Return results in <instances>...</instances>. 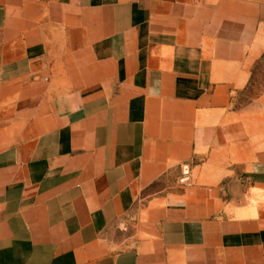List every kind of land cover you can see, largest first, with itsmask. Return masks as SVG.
Listing matches in <instances>:
<instances>
[{"label":"crops","instance_id":"obj_1","mask_svg":"<svg viewBox=\"0 0 264 264\" xmlns=\"http://www.w3.org/2000/svg\"><path fill=\"white\" fill-rule=\"evenodd\" d=\"M263 52L264 0H0V264H264Z\"/></svg>","mask_w":264,"mask_h":264},{"label":"rangeland","instance_id":"obj_2","mask_svg":"<svg viewBox=\"0 0 264 264\" xmlns=\"http://www.w3.org/2000/svg\"><path fill=\"white\" fill-rule=\"evenodd\" d=\"M264 97V52L254 61L250 68L248 87L242 97L238 99L237 106H246L259 98ZM260 111L264 113V104L260 106Z\"/></svg>","mask_w":264,"mask_h":264},{"label":"built area","instance_id":"obj_3","mask_svg":"<svg viewBox=\"0 0 264 264\" xmlns=\"http://www.w3.org/2000/svg\"><path fill=\"white\" fill-rule=\"evenodd\" d=\"M187 174H188V171L186 167L182 168V175H187Z\"/></svg>","mask_w":264,"mask_h":264}]
</instances>
